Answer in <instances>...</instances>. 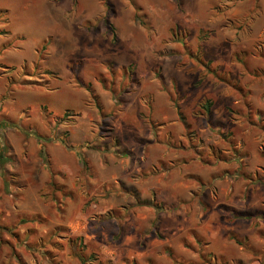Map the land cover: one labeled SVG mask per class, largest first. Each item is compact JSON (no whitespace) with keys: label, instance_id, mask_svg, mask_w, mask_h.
<instances>
[{"label":"rangeland","instance_id":"1","mask_svg":"<svg viewBox=\"0 0 264 264\" xmlns=\"http://www.w3.org/2000/svg\"><path fill=\"white\" fill-rule=\"evenodd\" d=\"M0 7V264L264 261V0Z\"/></svg>","mask_w":264,"mask_h":264},{"label":"trees","instance_id":"2","mask_svg":"<svg viewBox=\"0 0 264 264\" xmlns=\"http://www.w3.org/2000/svg\"><path fill=\"white\" fill-rule=\"evenodd\" d=\"M0 12H5L4 10H1ZM4 15H5V13H4ZM2 16H3V14H1L0 13V19L2 18ZM3 32H8V30L7 29H4L3 30ZM195 59H196V62H198V65L200 66V68H202V69H205V73H208V74H211L212 76H214L217 80H220V81H222V82H226V81H228L225 77H224V75L223 74H220L219 72H218V70H217V68L216 67H211L210 65H209V63L208 62H204L203 60H201V58L198 56V57H195ZM51 71H48V73H50ZM200 72V74H201V71H199ZM205 73H203V75H205ZM201 76H202V74H201ZM94 96V99H95V101H97V97L95 96V95H93ZM98 102V101H97ZM96 102V103H97ZM97 107H100V105L97 103ZM209 107H210V101H208V103H206L205 105H204V108L206 109V111H208V109H209ZM230 238L231 239H233L237 244H239V245H242V246H245V244H243L242 243V241L241 240H239L238 238H236L233 234L230 236ZM70 244H72L71 242H70ZM247 250H249V248H247V247H245ZM253 253V252H252Z\"/></svg>","mask_w":264,"mask_h":264},{"label":"crops","instance_id":"3","mask_svg":"<svg viewBox=\"0 0 264 264\" xmlns=\"http://www.w3.org/2000/svg\"><path fill=\"white\" fill-rule=\"evenodd\" d=\"M0 8H2V7H0ZM123 175L125 176V174H123ZM252 264H264V261L260 263L258 260H255Z\"/></svg>","mask_w":264,"mask_h":264}]
</instances>
